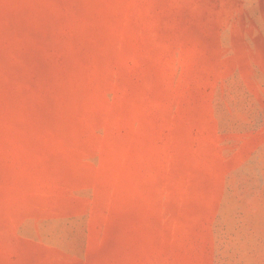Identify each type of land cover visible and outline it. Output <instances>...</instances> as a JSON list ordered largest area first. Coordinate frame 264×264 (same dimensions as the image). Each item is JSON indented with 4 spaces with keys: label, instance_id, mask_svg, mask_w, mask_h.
Wrapping results in <instances>:
<instances>
[{
    "label": "rangeland",
    "instance_id": "1",
    "mask_svg": "<svg viewBox=\"0 0 264 264\" xmlns=\"http://www.w3.org/2000/svg\"><path fill=\"white\" fill-rule=\"evenodd\" d=\"M0 264H264V0H0Z\"/></svg>",
    "mask_w": 264,
    "mask_h": 264
}]
</instances>
